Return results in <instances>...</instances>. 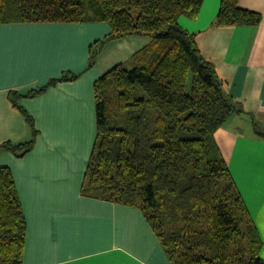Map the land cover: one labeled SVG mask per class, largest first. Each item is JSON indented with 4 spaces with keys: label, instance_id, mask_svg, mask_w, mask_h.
Masks as SVG:
<instances>
[{
    "label": "trees",
    "instance_id": "1",
    "mask_svg": "<svg viewBox=\"0 0 264 264\" xmlns=\"http://www.w3.org/2000/svg\"><path fill=\"white\" fill-rule=\"evenodd\" d=\"M205 0H0V23L107 22L111 32L91 48L94 65L106 40L149 35L131 63L95 82L98 136L83 193L140 209L173 264H264L263 239L221 150L216 132L244 109L224 90L201 54L196 19ZM262 14L222 0L219 25H259ZM131 64L132 67H129ZM66 74L57 81L75 80ZM33 140L3 143L23 156ZM258 134L262 132L257 129ZM27 217L13 170L0 167V264H24Z\"/></svg>",
    "mask_w": 264,
    "mask_h": 264
},
{
    "label": "crops",
    "instance_id": "2",
    "mask_svg": "<svg viewBox=\"0 0 264 264\" xmlns=\"http://www.w3.org/2000/svg\"><path fill=\"white\" fill-rule=\"evenodd\" d=\"M221 2L205 0L196 19L180 23L196 34L225 92L244 109L215 138L264 242V0H239L262 14L261 24L250 26L217 24ZM110 32L100 21L0 23V145L34 137L11 93L20 95L17 102L38 132L23 156L0 152V167L13 170L27 217L24 264H173L142 211L82 190L98 136L94 84L153 40L139 34L106 40L89 66L92 46ZM66 74L79 76L29 96ZM261 254L264 259V246Z\"/></svg>",
    "mask_w": 264,
    "mask_h": 264
},
{
    "label": "rangeland",
    "instance_id": "3",
    "mask_svg": "<svg viewBox=\"0 0 264 264\" xmlns=\"http://www.w3.org/2000/svg\"><path fill=\"white\" fill-rule=\"evenodd\" d=\"M129 65V67H132V65L131 64H128ZM140 210V209H139ZM141 211V210H140Z\"/></svg>",
    "mask_w": 264,
    "mask_h": 264
}]
</instances>
